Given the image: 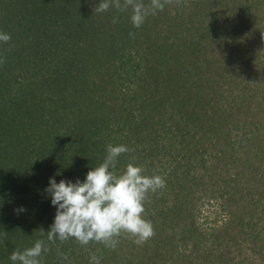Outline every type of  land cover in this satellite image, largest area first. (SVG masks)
<instances>
[{
  "label": "trees",
  "instance_id": "trees-1",
  "mask_svg": "<svg viewBox=\"0 0 264 264\" xmlns=\"http://www.w3.org/2000/svg\"><path fill=\"white\" fill-rule=\"evenodd\" d=\"M100 2L0 0V264L47 243L49 178L82 182L109 144L118 175L165 178L155 236L57 240L41 264H264V0H173L139 28Z\"/></svg>",
  "mask_w": 264,
  "mask_h": 264
},
{
  "label": "clouds",
  "instance_id": "clouds-1",
  "mask_svg": "<svg viewBox=\"0 0 264 264\" xmlns=\"http://www.w3.org/2000/svg\"><path fill=\"white\" fill-rule=\"evenodd\" d=\"M173 0H101L96 7L98 13L115 8L119 12L131 9V23L139 28L149 15H155ZM114 22H116L114 20ZM11 35L0 32V42L7 43ZM3 63V59H0ZM126 145H107V154L101 164L90 168L85 179L75 182L61 179L59 183L49 178L45 191L51 197L56 212L53 223L43 239L35 241L32 247L23 251L15 250L9 259L13 264H41V257L47 253L49 243H61L74 238L80 245L90 242L102 243L105 247L116 249L121 234L133 237V242L142 246L155 236L151 221L144 218L148 194L166 187V180L158 174L148 175L142 165L128 163L118 175V158L129 152ZM22 207L19 211H24ZM62 259H67L59 253ZM92 264H100L96 255L90 257Z\"/></svg>",
  "mask_w": 264,
  "mask_h": 264
}]
</instances>
